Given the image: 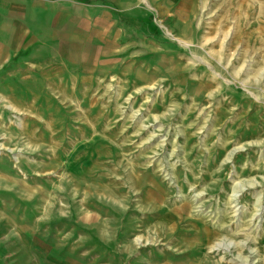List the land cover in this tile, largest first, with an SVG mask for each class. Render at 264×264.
I'll return each mask as SVG.
<instances>
[{"label": "rangeland", "instance_id": "obj_1", "mask_svg": "<svg viewBox=\"0 0 264 264\" xmlns=\"http://www.w3.org/2000/svg\"><path fill=\"white\" fill-rule=\"evenodd\" d=\"M141 4L96 73L0 76V264H264V0Z\"/></svg>", "mask_w": 264, "mask_h": 264}, {"label": "crops", "instance_id": "obj_2", "mask_svg": "<svg viewBox=\"0 0 264 264\" xmlns=\"http://www.w3.org/2000/svg\"><path fill=\"white\" fill-rule=\"evenodd\" d=\"M142 1L0 0V76L21 67L46 82L96 73L128 37L130 15L143 24L152 14Z\"/></svg>", "mask_w": 264, "mask_h": 264}]
</instances>
